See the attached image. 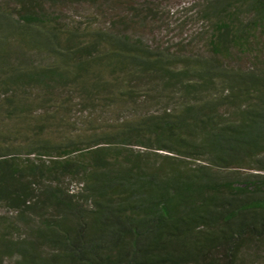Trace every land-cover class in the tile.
<instances>
[{
    "label": "trees",
    "instance_id": "obj_1",
    "mask_svg": "<svg viewBox=\"0 0 264 264\" xmlns=\"http://www.w3.org/2000/svg\"><path fill=\"white\" fill-rule=\"evenodd\" d=\"M143 5L0 0V264L264 261V0H205L209 56L134 36Z\"/></svg>",
    "mask_w": 264,
    "mask_h": 264
},
{
    "label": "rangeland",
    "instance_id": "obj_2",
    "mask_svg": "<svg viewBox=\"0 0 264 264\" xmlns=\"http://www.w3.org/2000/svg\"><path fill=\"white\" fill-rule=\"evenodd\" d=\"M144 4L143 14L139 18H132L135 23L131 24L130 32L134 36H139L142 40L152 47L167 48L174 52L180 53H198L203 56H209L211 51L208 48L207 38L210 26L208 22L202 18L200 8L205 0H141ZM88 4L75 3L65 7L66 17L76 18L85 21L90 15H97V25L107 26L109 14L108 7L106 12L102 9L101 15L99 10L92 9ZM147 9V10H146ZM95 10V11H94ZM147 16V17H146ZM131 17V16H130ZM230 65L245 66L248 64L247 59L241 58L239 61L228 62ZM39 111V110H38ZM77 113V111H76ZM124 145L114 144L113 147L123 149ZM138 147L134 146L133 149ZM141 149H143L141 147ZM23 159L29 158L34 163L48 165L51 156L25 155L21 153ZM228 171V170H227ZM246 173L247 170L241 171ZM250 171V170H249ZM66 185L72 191L80 188V180L77 177H66L64 179ZM15 211L10 209L6 204L0 202V215L13 216ZM257 264H264L263 262Z\"/></svg>",
    "mask_w": 264,
    "mask_h": 264
}]
</instances>
